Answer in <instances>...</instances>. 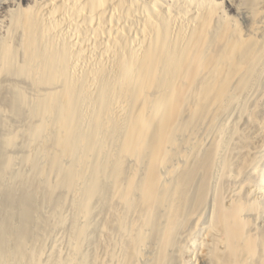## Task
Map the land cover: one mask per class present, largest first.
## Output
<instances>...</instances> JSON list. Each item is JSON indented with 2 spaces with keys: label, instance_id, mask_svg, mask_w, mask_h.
Wrapping results in <instances>:
<instances>
[{
  "label": "bare ground",
  "instance_id": "6f19581e",
  "mask_svg": "<svg viewBox=\"0 0 264 264\" xmlns=\"http://www.w3.org/2000/svg\"><path fill=\"white\" fill-rule=\"evenodd\" d=\"M0 11V264H264V1Z\"/></svg>",
  "mask_w": 264,
  "mask_h": 264
},
{
  "label": "rangeland",
  "instance_id": "374dc122",
  "mask_svg": "<svg viewBox=\"0 0 264 264\" xmlns=\"http://www.w3.org/2000/svg\"><path fill=\"white\" fill-rule=\"evenodd\" d=\"M260 1L263 2L264 0H259V2ZM218 2H224V0H218ZM223 10L224 11H222V12L225 14V18H227L228 20H230V19L233 20L232 22L229 21L231 23L230 25L238 24L241 27L244 35H247L246 23L244 20L250 19V25H251V18L253 16H255L259 20L258 11H255L251 6H249L247 4L243 5L242 14H239L237 12L238 10H233L230 7V5H228L226 3L223 7ZM4 17H5V11H0V24L4 20ZM258 24L259 23H257V25ZM251 101H252V97H251ZM251 101H249V104L247 105L248 109L246 110L245 114H242V118H243V121L245 123H246V121L249 123L252 122L248 126L250 128H253V130L251 131L249 136H251L250 139H251V141H253V144H255V147H253L250 152L252 154H255L256 156L260 155L261 159L264 160V88H260L254 97L253 103H251ZM251 105H253V106H251ZM254 109L257 110V113L255 115H254ZM254 118H256L257 121H255ZM244 129L245 128H241L240 130H244ZM260 165H262V162ZM238 178L240 180V177H238ZM241 181L243 182L244 179L241 178ZM254 185H255V182L252 184V186H254ZM239 187L241 188L244 186H242V184L239 183V184H237L236 189H238ZM245 187H247V185H245ZM257 202H258V204L261 205V208H262L261 212H264V195L262 196V198L257 199ZM203 219H204V223L199 224L197 229L198 230L203 229L205 232L208 219L206 218V216H204ZM204 232L202 234H197L196 237L199 240H202L204 237ZM191 242H193V241H191ZM190 260L191 259L187 258V263L192 264V262H190Z\"/></svg>",
  "mask_w": 264,
  "mask_h": 264
}]
</instances>
